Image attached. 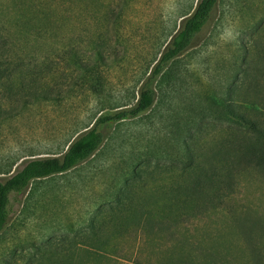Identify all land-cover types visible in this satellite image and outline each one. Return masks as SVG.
I'll return each instance as SVG.
<instances>
[{
	"label": "rangeland",
	"instance_id": "rangeland-1",
	"mask_svg": "<svg viewBox=\"0 0 264 264\" xmlns=\"http://www.w3.org/2000/svg\"><path fill=\"white\" fill-rule=\"evenodd\" d=\"M24 1L0 0V36L9 24L6 18L18 12V6L24 7L20 4ZM34 1L49 17L44 24L48 32L37 37L48 46L33 49L34 64L42 67L35 69L30 81L19 78L26 89L9 91L0 86V169L16 162L13 171L19 170L30 159L59 155L100 116L130 108L171 35L199 0ZM261 1L257 10L253 0H219L172 67L175 77L167 81L158 76L149 82L156 92L150 110L99 126L105 140L90 159L11 197L9 225L0 234V264H23L28 254L35 253L34 247L51 239L58 244L63 238L69 244L76 239L82 254L81 249L89 248L84 244H91L88 238L93 231H102L99 237L104 238L112 229L111 217L119 212L110 208L115 207L117 194L127 197L130 189L137 191L145 184L153 188L169 184L163 179L175 178L173 170L164 167L180 164L179 136L194 132L201 146L207 138L222 137V128L212 127L215 120L211 126L206 124L213 112L207 110L203 95L211 92L214 98H222L228 74L236 65L240 68L241 47L247 46L249 55L254 51L259 42L255 24L264 18ZM23 40L12 34L9 43L17 49ZM72 50L81 69L68 67ZM13 52L14 57L21 54ZM18 60L32 61L29 49ZM136 231L133 226L118 230L103 260L125 261L140 241L134 237ZM98 246L91 249L97 251ZM84 258L78 260L88 263ZM132 259L129 264H135Z\"/></svg>",
	"mask_w": 264,
	"mask_h": 264
},
{
	"label": "trees",
	"instance_id": "trees-1",
	"mask_svg": "<svg viewBox=\"0 0 264 264\" xmlns=\"http://www.w3.org/2000/svg\"><path fill=\"white\" fill-rule=\"evenodd\" d=\"M26 1L20 3L24 7L18 6L19 11L6 18L9 24L1 29L0 86L9 91L27 88L22 77L30 81L35 69L42 67V63L34 64L33 54L48 46L38 42L37 37L48 32L44 24L49 17L34 0H28V4ZM218 1L199 0L188 17L182 16L186 18L180 29L171 35L130 108L100 116L91 129L69 141L59 155L30 159L19 170L13 171L16 162L0 169L4 176L0 177V234L9 225L12 196L25 193L34 182L67 173L90 159L105 140L99 126L136 118L151 109L156 92L149 82L158 76L167 81L175 77L172 67L208 22ZM253 2L257 10L262 5L261 0ZM255 25L259 42L253 45L251 55L247 46L241 47L240 68L236 65L228 74L222 98H214L211 92L203 95L207 110L213 112L206 124L211 126V120H215L212 127L222 128V137L207 138L201 146V138L194 132L179 136L176 144L180 164L164 167L173 170L175 178L163 179L169 184L153 188L145 184L137 191L130 189L127 197L126 193L117 194L115 207L111 203L108 207L119 214L111 217L112 229L104 238L99 237L102 231H93L88 238L91 244H84L89 248L81 249L82 254L75 246L79 244L76 239L70 244L64 238L60 244L51 239L34 247L35 253L28 254L29 260L23 264H111L110 259L103 260V254L111 249L112 236L118 238L116 232L129 226L137 228L134 237L140 241L125 261L114 264H129L132 258L135 264H264V18ZM12 34L24 38L17 49L12 41L9 43ZM25 49H29L32 61L19 62ZM13 50L21 54L14 57ZM72 51L68 67L81 69ZM96 243L100 246L94 251L91 246ZM81 255L88 263L78 260Z\"/></svg>",
	"mask_w": 264,
	"mask_h": 264
}]
</instances>
